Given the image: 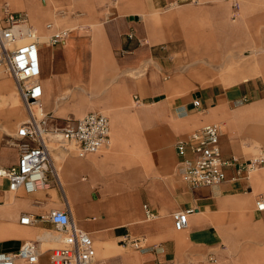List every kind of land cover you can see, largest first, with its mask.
Instances as JSON below:
<instances>
[{
    "label": "crops",
    "instance_id": "0c3cea01",
    "mask_svg": "<svg viewBox=\"0 0 264 264\" xmlns=\"http://www.w3.org/2000/svg\"><path fill=\"white\" fill-rule=\"evenodd\" d=\"M0 1V20L8 4L12 12L27 14L35 30L26 12L33 6L29 0H13L19 9ZM242 1L247 14L256 12L257 22L264 23V0ZM173 2L178 9L169 15L150 22L139 17ZM231 6L228 0H58V28L73 33L39 42L40 112L55 127L105 110L111 141L107 150L89 153L63 145L61 153L74 159L75 167L66 166L62 174L51 158L58 177L50 173L47 191L12 192L0 178V234L7 232L3 223L17 231L0 236V251H16L33 241L40 248L38 264H51L50 246L62 245V234L50 221L25 225L21 219L65 210L92 237L96 257L90 264H264V211L257 206L264 200V167L251 170L249 165L264 149V56L255 76L250 77V66L239 70L234 63L229 74L237 83L199 86L212 78L200 64L213 66L224 58L219 42L212 44L207 32L224 29ZM111 12L114 17L108 18ZM177 16L185 23L171 22ZM82 20L94 27L90 37L84 35ZM56 31L51 28L48 34ZM173 31L184 36L183 47L190 52L183 70L171 64L178 48L165 45ZM257 46L264 52V39ZM6 74L0 70V120L5 121L0 134L14 131L23 118ZM137 98L143 105L133 104ZM6 112L15 115L12 122ZM212 123L222 127L223 157L236 161L226 166L221 184L193 188L184 180L177 143ZM253 149L258 150L255 156ZM18 161V148L0 145V166ZM146 206L154 217H148ZM191 208L189 227L177 230L173 214ZM126 236L144 238V248L123 244Z\"/></svg>",
    "mask_w": 264,
    "mask_h": 264
},
{
    "label": "built area",
    "instance_id": "2783aa9c",
    "mask_svg": "<svg viewBox=\"0 0 264 264\" xmlns=\"http://www.w3.org/2000/svg\"><path fill=\"white\" fill-rule=\"evenodd\" d=\"M3 10L4 16L0 20V66L7 69L16 83L29 119L20 124L10 143L18 148L19 161L14 165L0 166V178L8 181L12 192L21 189L26 194H34L52 187L50 173L58 177L53 168L46 134L50 131L61 133L64 140L74 144L82 153L98 152L110 145L111 123L104 113L90 112L78 119H68L63 126L47 128V118L39 119L34 112V107L43 97L39 40L35 38V30L27 14L12 12L8 4ZM55 37L61 39L59 36ZM136 104H140L138 98ZM195 105L199 106L200 102L196 100ZM221 134L220 124H207L177 143L178 153L183 158L181 164L184 166V180L191 187L221 184L225 180L226 166L236 161L235 157H223ZM189 152L192 156L188 155ZM249 165L251 170L264 167V149H260ZM257 206L264 211L262 197ZM194 212L195 209L191 208L174 213L176 229L188 228L189 216ZM147 213L149 218L155 216L148 207ZM42 221H50L63 236L62 245L51 249V264H90L95 259L96 249L91 235L73 222L69 211L55 210L38 217L24 214L21 219V223L25 225ZM144 242L142 237L126 236L122 240L123 244L136 249L144 248ZM210 259L214 260V256ZM39 261L40 248L33 241L24 242L16 251H0V264H38Z\"/></svg>",
    "mask_w": 264,
    "mask_h": 264
},
{
    "label": "rangeland",
    "instance_id": "374dc122",
    "mask_svg": "<svg viewBox=\"0 0 264 264\" xmlns=\"http://www.w3.org/2000/svg\"><path fill=\"white\" fill-rule=\"evenodd\" d=\"M228 1H229V4H231L232 6L229 9V13H228L226 21L224 20V23H223L224 29L219 30V32H216L214 30L207 32L209 33L208 35L212 36L211 39L214 41V42L213 41L211 42L212 44L214 43L216 45L219 42V45H220L219 49H222L224 51V54H223L224 58L223 60L219 62H212L213 66H210L208 64H202V63L200 64L201 66L206 67V69L209 68L212 72V78H208L204 81H201L199 84L200 87L211 85L214 82H220V84H222L223 86H229V85H233L237 83V82L232 81V79L230 78V74H229L231 68L234 67L233 66L234 63H237L238 66L240 65L239 70H243L246 66L247 67L251 66V71H250L251 76L250 77L255 76L260 73V68H259L260 62L258 61L260 57L264 56V52H260L259 55L257 56H246V52L248 50H252L253 48H256V45L257 44L259 45V41L264 39V25H263L264 23L259 22V21L257 22L260 16L256 12H250L249 14H247V12L244 10L245 2H243L242 0H238V1L228 0ZM187 5L189 7H194V8H198L202 6V5H195L193 3H188ZM177 9H178V4L176 2H173L166 8H154L150 14L140 15L139 17L141 18V20L145 22H150V19L154 17H160V16L163 17L166 15H169L173 13L174 11H176ZM110 17L111 18L114 17L112 12L109 14L108 18ZM179 21L180 23L182 22L185 23L184 17L182 16L174 17V19L171 22L179 23ZM80 23H81V28L84 29L85 37H90L91 34L93 35L94 27L91 24L87 22L85 23L84 20H82ZM172 33L173 34L171 35L169 34L167 35L168 37H170V41L169 43H166L165 45L178 48L177 53L173 54V58L171 59L172 60L171 64H174L179 70H183L185 65H187V63L189 62L190 52L187 51L183 47L185 43L184 36L178 34V32L175 33L173 31ZM65 36H68V35H65ZM61 38H64V37H61ZM54 39L60 40L57 37H54ZM254 64H257V65H254ZM5 76L13 80L9 74H6ZM18 99H19L18 101L21 102L20 107L24 110V112H26L25 106L23 102L21 101V98H18ZM133 104L135 106L143 105L142 102H140V104H135V102H133ZM35 112H37L39 119L44 116L43 115L44 113H41L40 111L38 112L37 110H35ZM102 112L106 116H109V114L105 110H102ZM23 121H24L23 119L18 120V122L20 123L16 126L14 131L6 130L8 133H11V134L7 135L8 133L6 134L3 132L2 134H0V145L15 148V146L11 145L10 143L11 141H13L12 137L16 135L19 125ZM0 122H5V121L0 120ZM47 127L49 129L53 128V126L49 124V122H47ZM46 136L49 140L48 142L51 148H54V147L61 148L63 145H65L69 149H72V150L75 149L74 152L79 151L74 144L67 142L64 139H63L64 143L60 144L62 142H58L54 134H46ZM59 137L61 136L59 135ZM105 150H107V147L103 148L101 151H105ZM257 152L258 150L253 149L252 154L255 156ZM44 215H48V213H44ZM59 244L60 242L53 244L50 247H55V246H58ZM46 247L47 245H43L42 249L44 250ZM49 254H51V251H49ZM21 264H26V263H21Z\"/></svg>",
    "mask_w": 264,
    "mask_h": 264
},
{
    "label": "bare ground",
    "instance_id": "6f19581e",
    "mask_svg": "<svg viewBox=\"0 0 264 264\" xmlns=\"http://www.w3.org/2000/svg\"><path fill=\"white\" fill-rule=\"evenodd\" d=\"M29 1L32 3L33 6H32V8H26V12H28V14L31 17V20L33 21V23L37 27V28H35V38L38 39L39 42L43 43V41L44 42L47 41V42L51 43V39H52L53 36H59V37L63 36L65 38L64 34L68 33L70 35V34L73 33V30H65V29L63 30V29L58 28L59 24H58V22L56 20V18H57V12H56V8L57 7L56 6L58 4V0H29ZM0 2H2V1H0ZM9 4L11 5V7L13 9H19V8L14 6V1L13 0H9ZM51 28H54V29L57 30L56 34H54L52 36H50L48 34V30L51 29ZM248 51L249 52H247V56H251V55L252 56H257L261 52L259 46H257L256 48H253L252 50H248ZM258 62H260V61H258ZM257 64H255V65H257ZM1 69L2 70H6V72H7V69L5 67L0 66V70ZM248 71H251V66H250V69H248ZM11 81L13 82L14 88H15L17 94L19 95L18 98H21L16 83L13 80H11ZM18 100H16V103L19 106L17 110L20 113V115L23 117L22 119L26 118L28 120L29 119V114H28V118H27V114H26L27 111L24 112V110L20 107L21 102H19ZM34 108H35V110H37L39 112V111H41V109L43 107L41 105H39V106L36 105ZM35 110H34V112H35ZM5 114L7 115V122H12L10 119L15 118V115L12 112L11 113L6 112ZM35 114L37 115V112H35ZM48 134H54V136L57 138V141L64 142L63 141V136H62L61 133H59V132L58 133L57 132L56 133L55 132H49ZM59 135L61 137H59ZM47 141H49L48 138H47ZM48 144H49V142H48ZM50 152H51V158H52L53 162L55 163V165L57 166V168L59 169L60 173L65 174L64 168L66 166H70L72 168V170H73V168L75 167L74 159H72V158H70L68 156L66 158H64L63 154L61 153L63 151H62V149L60 147L51 148V146H50ZM64 178H65V176H64ZM4 181H5V179H4ZM4 188L5 187H3V189ZM8 217H9V215H8ZM5 226L7 228V230H6L7 232L2 231L0 236L3 237L5 235H8V234H10V233H8L10 231L11 232H17L16 230L14 231V230H11L9 228L10 227L9 223H3L4 229H5ZM113 258H115V257H113ZM119 264H121V263H119Z\"/></svg>",
    "mask_w": 264,
    "mask_h": 264
}]
</instances>
